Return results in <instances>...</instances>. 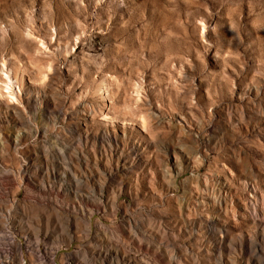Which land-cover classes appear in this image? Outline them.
Returning a JSON list of instances; mask_svg holds the SVG:
<instances>
[{
  "label": "clouds",
  "instance_id": "9594fccd",
  "mask_svg": "<svg viewBox=\"0 0 264 264\" xmlns=\"http://www.w3.org/2000/svg\"><path fill=\"white\" fill-rule=\"evenodd\" d=\"M0 264H264V0H0Z\"/></svg>",
  "mask_w": 264,
  "mask_h": 264
},
{
  "label": "rangeland",
  "instance_id": "374dc122",
  "mask_svg": "<svg viewBox=\"0 0 264 264\" xmlns=\"http://www.w3.org/2000/svg\"><path fill=\"white\" fill-rule=\"evenodd\" d=\"M130 135V144L135 143L137 145V151H139L140 146L142 145V138L139 136H134L133 134Z\"/></svg>",
  "mask_w": 264,
  "mask_h": 264
}]
</instances>
